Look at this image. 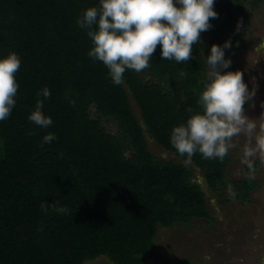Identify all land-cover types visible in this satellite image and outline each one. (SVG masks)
I'll return each mask as SVG.
<instances>
[{
    "label": "trees",
    "instance_id": "16d2710c",
    "mask_svg": "<svg viewBox=\"0 0 264 264\" xmlns=\"http://www.w3.org/2000/svg\"><path fill=\"white\" fill-rule=\"evenodd\" d=\"M247 1L0 0V264H145L157 227L211 218L192 170L156 162L145 132L209 191L229 185L203 71Z\"/></svg>",
    "mask_w": 264,
    "mask_h": 264
},
{
    "label": "rangeland",
    "instance_id": "374dc122",
    "mask_svg": "<svg viewBox=\"0 0 264 264\" xmlns=\"http://www.w3.org/2000/svg\"><path fill=\"white\" fill-rule=\"evenodd\" d=\"M242 9L250 15L230 25L227 49L218 53L216 63L207 60L203 71V76L214 82L211 93L220 102L212 123L223 148L229 185L217 192L209 191L201 168L176 157L145 132L156 162L174 159L192 170L191 182L201 187L204 206L211 214L208 220L192 219L187 225L157 227L145 264H181V260H187V264H264V0H259L257 7L247 1ZM211 42L212 37L203 38L202 57L206 58ZM140 54L151 56L152 52L146 46ZM138 63L144 64L142 59ZM129 100L145 129L136 103L131 97ZM90 112L94 117V106ZM102 125L107 132L119 134L114 122L103 120ZM245 179L256 183L248 199L239 195L235 183ZM49 243L57 246L52 240ZM83 264L113 263L101 255Z\"/></svg>",
    "mask_w": 264,
    "mask_h": 264
}]
</instances>
